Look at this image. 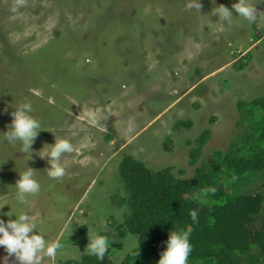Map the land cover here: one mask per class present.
Wrapping results in <instances>:
<instances>
[{"label":"rangeland","instance_id":"rangeland-1","mask_svg":"<svg viewBox=\"0 0 264 264\" xmlns=\"http://www.w3.org/2000/svg\"><path fill=\"white\" fill-rule=\"evenodd\" d=\"M235 2L201 0L199 12L187 7L190 0H0V131L22 102L44 130L27 161L41 190L24 210L62 247L42 264L87 254V229L107 235L108 256L121 263L130 249L129 233L116 228L125 212V155L189 179L215 152L244 141L252 118H242L237 102L264 95V0H250L258 12L253 23L236 16L222 24L212 15ZM205 129L210 135L190 164L191 142ZM62 138L74 151L62 157L66 175L54 180L35 152ZM26 159L0 144V162L7 160L0 201L12 204L11 185ZM8 211L0 208V219H9ZM0 264L18 262L0 247Z\"/></svg>","mask_w":264,"mask_h":264},{"label":"trees","instance_id":"trees-1","mask_svg":"<svg viewBox=\"0 0 264 264\" xmlns=\"http://www.w3.org/2000/svg\"><path fill=\"white\" fill-rule=\"evenodd\" d=\"M237 106L242 118L249 113L252 118L244 141L239 145L233 140L225 152H215L213 162L196 166L189 179L175 176L170 166L152 170L130 154L122 158L125 212L116 228L122 236L129 233L141 240L120 264H156L169 230L188 226V264H264V95ZM209 135L205 129L193 142L188 140L193 144L190 164L198 161ZM192 210L198 213L194 224ZM62 264L113 263L107 253L103 260L84 254Z\"/></svg>","mask_w":264,"mask_h":264},{"label":"clouds","instance_id":"clouds-1","mask_svg":"<svg viewBox=\"0 0 264 264\" xmlns=\"http://www.w3.org/2000/svg\"><path fill=\"white\" fill-rule=\"evenodd\" d=\"M187 7L200 12L201 0H190ZM233 12L236 15H233ZM256 5L250 0H236L231 4V9L222 4L212 10V15L218 18L222 24H231L236 16L243 17L249 23L255 22L257 18ZM32 113V106L28 102L18 104L11 112V120L5 126L4 131H0V144L18 148V153L26 155L24 170L17 172L18 179L14 185L15 195L12 197V204L7 200L0 201V208L8 206L9 211L4 216L9 219H0V247L8 256L14 257L18 264H42L45 257L53 259L57 256L62 244L59 241H49L42 231L38 230L37 224L29 213L24 210L27 198L35 195L41 190V185L36 179L37 170L28 166L27 161L32 159L33 148L39 133L43 130L41 122ZM47 146V147H45ZM74 151L73 144L68 139H55L52 144H44L35 152V155L47 162V175L51 179L59 180L66 175V163L62 157L66 153ZM15 153H13L14 155ZM9 160V159H8ZM7 161V160H6ZM4 161V162H6ZM4 162H0L2 165ZM15 205L16 210L12 211ZM11 217H15L12 219ZM192 223L197 222L198 213L195 210L190 212ZM69 220L65 228L70 230L72 226ZM192 228L177 227L168 232V238L164 242L165 248L159 254L156 264H188L189 256L192 252L190 242ZM88 243L86 245L87 254L103 260L108 253L112 241L97 229H87ZM125 243L128 248H138L140 237L138 235H126ZM128 250V249H126ZM137 255V253H136Z\"/></svg>","mask_w":264,"mask_h":264}]
</instances>
